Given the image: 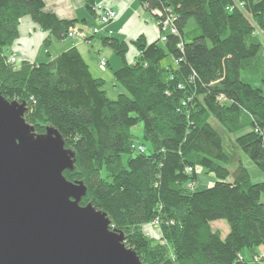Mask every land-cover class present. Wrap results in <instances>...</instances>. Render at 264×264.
<instances>
[{
	"label": "trees",
	"instance_id": "trees-1",
	"mask_svg": "<svg viewBox=\"0 0 264 264\" xmlns=\"http://www.w3.org/2000/svg\"><path fill=\"white\" fill-rule=\"evenodd\" d=\"M140 1L163 39L133 40L131 63L127 42L101 39L123 63L113 73L123 91L109 99L104 79L91 75L74 47L45 63H11L21 17L54 38L77 26L44 12L43 0H0V94L26 101L23 117L36 134L48 126L60 132L75 153L74 169L63 174L87 187L80 205L108 215L142 264H264V183L253 184L238 159L239 150L264 170V57L256 33H264V0ZM86 6L94 12L93 0ZM191 19L196 27L186 30ZM212 122L230 135L243 131L232 140L235 156ZM139 123L144 152L132 133ZM201 167L216 180L198 190ZM215 220H226L225 237L212 229ZM148 226L160 239L145 233Z\"/></svg>",
	"mask_w": 264,
	"mask_h": 264
},
{
	"label": "water",
	"instance_id": "water-1",
	"mask_svg": "<svg viewBox=\"0 0 264 264\" xmlns=\"http://www.w3.org/2000/svg\"><path fill=\"white\" fill-rule=\"evenodd\" d=\"M26 101L0 94V264H142L108 215L69 181L75 153L57 130L35 133Z\"/></svg>",
	"mask_w": 264,
	"mask_h": 264
},
{
	"label": "crops",
	"instance_id": "crops-1",
	"mask_svg": "<svg viewBox=\"0 0 264 264\" xmlns=\"http://www.w3.org/2000/svg\"><path fill=\"white\" fill-rule=\"evenodd\" d=\"M43 2L44 12L55 15L61 20L74 21L75 26L86 33V37L76 34L54 38L50 30L42 29L30 16L26 15L19 21L18 37L8 49V56L15 57L17 63L23 60L31 63H45L74 47L78 49L88 65L91 75L104 79L106 96H108L106 78L111 81L112 92L121 93V88L115 83L113 72L121 68L123 63L113 51L104 52V48L108 47L102 45L101 39L112 36L127 42L129 49L126 61L131 63L138 54L131 45L133 40L142 36L148 44H151L158 41L160 36V29L153 13L140 0H93L94 12L87 8L86 0H43ZM107 9L114 10L116 17L103 25L97 21V18L99 13ZM46 39L49 40L47 44H45ZM102 59H105L104 66L100 64ZM116 97V94L108 96L109 99ZM262 197L264 200V196Z\"/></svg>",
	"mask_w": 264,
	"mask_h": 264
},
{
	"label": "rangeland",
	"instance_id": "rangeland-1",
	"mask_svg": "<svg viewBox=\"0 0 264 264\" xmlns=\"http://www.w3.org/2000/svg\"><path fill=\"white\" fill-rule=\"evenodd\" d=\"M97 21H99V19L97 18ZM101 23V21H99ZM109 23V22H108ZM103 24V23H102ZM105 25V24H103ZM194 27H196V22L195 19H191L188 21V23L185 26L186 30H191L194 29ZM80 33H77L78 35H80L81 37L85 38L86 37V33L79 31ZM258 35V38L260 39L261 42V46H262V56L264 57V33L261 31H257L256 32ZM67 36H69L67 34ZM163 37L161 38V35L158 37V40H162ZM109 48V49H108ZM104 48V52L107 53H111V48ZM114 53V52H113ZM116 55V54H115ZM117 56V55H116ZM13 57V56H12ZM120 59V58H119ZM17 60V59H16ZM102 61L105 62V59L100 60V64L102 66H104L105 64H102ZM171 61V57L167 56L163 59V65L164 64H168ZM106 69H108V67H106ZM114 73V72H113ZM115 78V77H114ZM112 83H114L112 81ZM116 83V82H115ZM106 87L108 89V96H117L118 93H113L111 90V81L109 80V78H106ZM116 85H118L116 83ZM119 87L121 88V90L123 91V88L119 85ZM121 91V93H122ZM214 122H212L213 124ZM215 126V128L219 131L220 134H222V145L224 146V150L226 153L232 154L231 150H232V140L234 137H236L237 135L242 134V132H234L232 133V135L227 134L226 132H224L223 127L221 125H219V123L213 124ZM132 133L134 134L136 140V146L137 149H139V146L142 147V144L144 146V148H146V150H149V145L148 142L144 141V139L142 138V127L141 124H137L134 126V128H132ZM238 159L241 161V164L244 165L247 169L248 175L250 176V180L253 184L255 183H264V170L260 169L257 165H255L247 155H245L244 153H242L241 151L238 150ZM232 157L235 156L234 154L231 155ZM125 159V157H124ZM234 163H232L231 165H229V168L231 171H233L234 169ZM196 178H197V184H196V189L198 190H202V188L204 187H210L212 186V184L214 183V181L216 180V177L214 176L213 173H208L206 172V170L201 167L198 168L196 170ZM228 180H232V177H229ZM193 185V184H192ZM191 186V185H190ZM264 201V200H263ZM212 229H216L218 228L221 231L222 237H225V235L228 233V224L226 222V220H215L212 224ZM146 228V227H145ZM146 234L148 235H154L157 237V239H160V234H158L157 230L152 229L150 226H148V228L146 229Z\"/></svg>",
	"mask_w": 264,
	"mask_h": 264
},
{
	"label": "built area",
	"instance_id": "built-area-1",
	"mask_svg": "<svg viewBox=\"0 0 264 264\" xmlns=\"http://www.w3.org/2000/svg\"><path fill=\"white\" fill-rule=\"evenodd\" d=\"M154 13H157V11L154 12ZM115 17H116V12L114 10H111V9L104 10L103 12L99 13V15H98L99 21H101V23H103L105 25L108 24V22L110 20H112L113 18H115ZM79 31H81V30L78 27H76V28L69 29L67 33H68L69 36H74L77 33H80ZM171 32L173 33L174 32V29H172ZM9 58H10V62L11 63L17 61L15 57H9ZM102 64H105V62L102 61ZM136 149H137V146H136ZM138 150L141 151V152H144L145 151V148L143 146L142 147L139 146V149Z\"/></svg>",
	"mask_w": 264,
	"mask_h": 264
}]
</instances>
